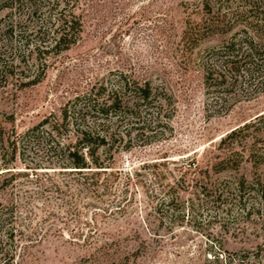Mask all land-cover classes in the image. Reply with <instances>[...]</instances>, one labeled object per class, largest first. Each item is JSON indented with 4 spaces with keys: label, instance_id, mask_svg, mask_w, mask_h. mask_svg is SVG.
<instances>
[{
    "label": "rangeland",
    "instance_id": "374dc122",
    "mask_svg": "<svg viewBox=\"0 0 264 264\" xmlns=\"http://www.w3.org/2000/svg\"><path fill=\"white\" fill-rule=\"evenodd\" d=\"M75 11L78 41L40 61L8 42L12 19L0 10V126L23 132L125 71L172 93V128L120 149L92 184L91 174L27 170L41 158L33 152L18 161L21 174L2 190L10 254L0 264H264V91L240 86L216 104L201 69L241 28L210 32L203 0H79Z\"/></svg>",
    "mask_w": 264,
    "mask_h": 264
},
{
    "label": "trees",
    "instance_id": "16d2710c",
    "mask_svg": "<svg viewBox=\"0 0 264 264\" xmlns=\"http://www.w3.org/2000/svg\"><path fill=\"white\" fill-rule=\"evenodd\" d=\"M78 1L0 0V10H9L12 19L4 29L8 42L19 41L29 55L40 61L68 50L83 31L82 18L75 11ZM203 7L211 15L206 25L210 32L226 33L236 26L241 28L214 48L216 61L202 62L208 97L216 104H225L237 87L264 91V0H203ZM194 29L191 27L184 37ZM26 51L18 53L19 61L24 60ZM113 74L94 82L58 113L23 132L0 126V214L4 209L2 190L21 174L17 162H25L30 153L41 158L27 159V170L59 168L91 174L83 178L86 184H92L95 175L113 168L120 149L150 143L172 128L169 119L175 108L168 89L125 71ZM257 118L263 119L264 113ZM254 125L255 122L245 123L233 129L222 137L221 143ZM176 198L167 200L170 209ZM6 232L7 240L13 237L10 227ZM3 241L0 236V256L6 257L10 251L3 248Z\"/></svg>",
    "mask_w": 264,
    "mask_h": 264
}]
</instances>
